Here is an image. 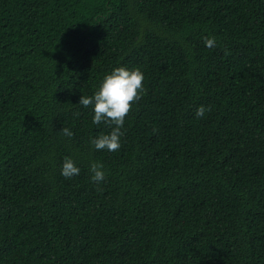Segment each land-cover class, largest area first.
<instances>
[{
	"label": "trees",
	"instance_id": "1",
	"mask_svg": "<svg viewBox=\"0 0 264 264\" xmlns=\"http://www.w3.org/2000/svg\"><path fill=\"white\" fill-rule=\"evenodd\" d=\"M121 66L98 151L79 99ZM0 264H264V0H0Z\"/></svg>",
	"mask_w": 264,
	"mask_h": 264
},
{
	"label": "clouds",
	"instance_id": "2",
	"mask_svg": "<svg viewBox=\"0 0 264 264\" xmlns=\"http://www.w3.org/2000/svg\"><path fill=\"white\" fill-rule=\"evenodd\" d=\"M205 46L215 47L214 37H204ZM144 74L139 68L128 69L126 67H116L110 74H106L99 84L98 90L92 96L81 95L79 105L84 107H93V123L105 124L111 131L107 134L101 133L91 139V144L96 150H107L109 152L118 151L121 147V137L125 118L132 109L133 103L141 99ZM206 111L205 106L201 105L196 109V117H203ZM155 131V129H154ZM61 133L64 136L72 137L74 133L63 127ZM91 180L99 183L105 179L103 165L93 162L90 165ZM80 169L75 165L71 157H64L61 174L65 178H71L79 175Z\"/></svg>",
	"mask_w": 264,
	"mask_h": 264
}]
</instances>
